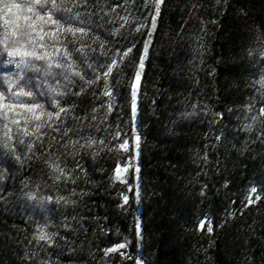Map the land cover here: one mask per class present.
Returning a JSON list of instances; mask_svg holds the SVG:
<instances>
[{
	"label": "trees",
	"instance_id": "trees-1",
	"mask_svg": "<svg viewBox=\"0 0 264 264\" xmlns=\"http://www.w3.org/2000/svg\"><path fill=\"white\" fill-rule=\"evenodd\" d=\"M79 3L73 26L87 35L66 34L61 44L83 78L29 72L20 80L37 77L24 90L49 112L67 111L34 135L12 125L11 139L0 136V264H136V205H125L116 170L131 156L120 145L132 127V83L142 57L144 264H264V0H163L155 31L154 0ZM112 60L118 66L105 79ZM53 161L70 178L55 179ZM250 195L255 203L247 204ZM41 229L51 242L38 239ZM121 243L126 247L105 255Z\"/></svg>",
	"mask_w": 264,
	"mask_h": 264
},
{
	"label": "snow or ice",
	"instance_id": "snow-or-ice-1",
	"mask_svg": "<svg viewBox=\"0 0 264 264\" xmlns=\"http://www.w3.org/2000/svg\"><path fill=\"white\" fill-rule=\"evenodd\" d=\"M154 3L155 9L151 22L152 31H155V18L159 16V5L163 3V0H154ZM80 6L79 0H0V49H3L7 57L11 58L8 62L14 64L19 70L16 73V78L9 79L7 89L0 91V125L3 129L0 131V136H3V138L11 139L12 125H15L17 130L22 131L24 135H34L41 132L44 127H51V121L59 120L61 113L67 111V109L60 107L56 112H49L43 104L34 99L35 93L33 91L24 90L28 82L37 77H28L24 84H20V80H23L29 72L40 74L43 77L62 75L65 80H68L71 75L83 78L72 61L71 53L61 44L66 39V34L73 38L87 35L84 27L73 26V22L79 21L81 16L80 12H73V8ZM56 13L61 15L57 18ZM147 46L146 43L144 56L147 54ZM82 50L83 46L77 49V51ZM129 52H131V48L121 53V59L126 57ZM260 55L264 56V49L260 51ZM54 56H62L66 63L54 60ZM118 63L119 61L112 60L107 69L103 71L102 75L105 79L111 75ZM143 68L144 57L140 59L138 69L133 77L131 91L133 113L136 110V98ZM54 69H61L62 72L55 73ZM98 79H100V76H97L93 81H89V83H94ZM260 84L264 85V79L260 80ZM34 86L39 87L38 84ZM17 87L20 90L13 91ZM104 95L111 96L112 94L106 90ZM25 97L28 98L27 101L22 99ZM260 115L264 116V107L260 109ZM22 121L24 125L32 123L33 130L30 132L26 126L21 128ZM41 134L43 135V133ZM87 143L91 146L96 141L89 140ZM135 145L139 147L138 136L135 138ZM120 147L127 150V142L122 143ZM50 167L56 173L55 179L70 178L58 162H51ZM122 171H127V168H117V178H119ZM136 171L138 172L139 169L137 168ZM256 192L255 187L250 189V193ZM30 198L35 199L34 196H30ZM259 198V196L256 197V199ZM46 199L50 201L53 198L47 197ZM58 199L68 202L64 197ZM127 200L128 197L125 196L124 202L127 203ZM246 203L252 204L255 203V200L250 195ZM205 223L206 221H201L198 225L200 230H204ZM207 223V231L211 232L213 230L211 224L210 222ZM38 239L51 242L52 237L41 229ZM125 247L126 245L121 243L115 247L107 248L104 250L105 255L117 252ZM121 255H124V253L121 252ZM45 264H50V262H45Z\"/></svg>",
	"mask_w": 264,
	"mask_h": 264
},
{
	"label": "rangeland",
	"instance_id": "rangeland-1",
	"mask_svg": "<svg viewBox=\"0 0 264 264\" xmlns=\"http://www.w3.org/2000/svg\"><path fill=\"white\" fill-rule=\"evenodd\" d=\"M155 9V5H154ZM154 9H153V15H154ZM152 15V20H153ZM11 58L7 57L5 51L3 49H0V91H3L5 86L8 84V81L10 77L12 76V73L18 70L14 64L9 63L8 61ZM140 83V82H139ZM131 112H132V127L131 131L128 133L125 142L128 144V150H131V156L130 159L126 162L125 165H122L120 169L127 168V171H122L120 173V178L123 182H125L127 193L125 196L128 197L127 203L125 205L127 206H134L133 207V218L135 221V234L133 235L132 239L135 241L136 245V251L134 253L136 258V264H144L142 258H141V251H140V218H139V210H138V199H139V178H138V172L136 169H139L138 164V155H139V147H136L135 145V138L139 135V128L137 127V98H136V110L135 113H133L132 110V101H131ZM3 138L0 137V146L2 144ZM140 141V137H139ZM132 177V181L129 180V178ZM130 182H129V181Z\"/></svg>",
	"mask_w": 264,
	"mask_h": 264
}]
</instances>
